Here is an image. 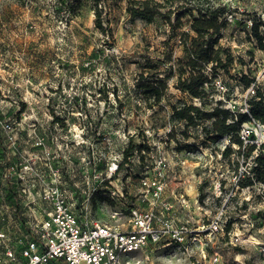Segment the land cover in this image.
Wrapping results in <instances>:
<instances>
[{
    "label": "rangeland",
    "instance_id": "obj_1",
    "mask_svg": "<svg viewBox=\"0 0 264 264\" xmlns=\"http://www.w3.org/2000/svg\"><path fill=\"white\" fill-rule=\"evenodd\" d=\"M216 1L233 11L220 43L229 46L236 59L229 75L217 78L212 95L224 107L241 110L250 95L238 81L241 73L251 79L249 86L264 94V52L247 36L251 20H261L264 30V0ZM126 3L0 0V217L8 214L4 203L15 180L8 169H20L26 163L44 168L42 163L49 162L58 165L66 183L75 182L92 194L96 219L109 220L107 205L118 209L124 200L132 203L147 192L136 175L140 168L134 170L136 174L125 169L118 180L124 198L109 203L103 195L104 170L98 164L126 143L142 145L143 133L152 155L148 159L155 160L148 176L165 182L163 198L176 205L178 200L187 204L177 215L191 227L206 225L218 214L224 220L223 230L204 253L197 247L190 256L157 249L148 253L143 264H210L214 250L217 264H264V186L236 184L256 150L245 158L243 145L240 152L222 156L228 144L237 148L229 137L205 140L203 124L185 129L173 120L171 103H199L174 87V76L167 77L159 104L145 100L135 86L139 73L145 69V75H150L153 67L166 71L182 51L178 36L171 35L160 16L150 23L130 20ZM94 6L100 9L103 29L95 25ZM186 20L182 19L184 24ZM220 79L221 87L217 85ZM5 123L9 129L3 127ZM242 125L243 143L264 141L263 130L253 121ZM35 154L53 158L33 163ZM8 227L12 229L0 223V229Z\"/></svg>",
    "mask_w": 264,
    "mask_h": 264
},
{
    "label": "built area",
    "instance_id": "obj_2",
    "mask_svg": "<svg viewBox=\"0 0 264 264\" xmlns=\"http://www.w3.org/2000/svg\"><path fill=\"white\" fill-rule=\"evenodd\" d=\"M247 90L253 94V85ZM251 121L264 136V126ZM3 127L9 129L10 125ZM241 130H245L243 125ZM147 140L141 135L142 145L126 143L98 164V169L104 170L103 195L109 203L124 198L118 180L125 169L136 174L134 170L140 168L136 175L147 192L132 203L124 200L118 209L107 205L109 220L104 221L93 215L90 192L75 182L66 183L57 164L42 163L53 156L34 155L33 163L38 160L44 168L29 163L20 169L10 167L8 174H15V180L4 203L8 214L1 215L0 223L12 229H0V264H143L148 253L157 249L189 255L197 247L204 253L223 230V217L218 214L206 225L191 227L177 215L187 204L178 200L176 205L163 198L165 182L148 176L155 160L148 159L152 155ZM211 255L210 264H217V251Z\"/></svg>",
    "mask_w": 264,
    "mask_h": 264
},
{
    "label": "trees",
    "instance_id": "obj_3",
    "mask_svg": "<svg viewBox=\"0 0 264 264\" xmlns=\"http://www.w3.org/2000/svg\"><path fill=\"white\" fill-rule=\"evenodd\" d=\"M93 1L96 3L97 0ZM232 12L225 3L216 0H127L126 13L130 20L139 18L150 23L160 16L169 25L171 35L178 36L182 51L175 63L164 72L153 67L154 72L147 77L143 69L135 86L145 100L157 105L165 95L167 77L174 76V87L199 103L193 101L171 103L172 119L182 124L185 129L203 124L205 140L216 141L222 136L229 137V142L237 145V148L232 149L228 144L221 150L222 156L227 157L234 152H240L243 145L245 158L256 150L251 158V164L248 165L249 168L238 175L236 184L238 187H250L254 183L264 186V141L258 144L243 143L239 135L242 123L246 121L255 119L264 126V94L258 88H254V93L245 100L244 108L241 110L224 107L221 100H214L212 95L215 81L219 77L229 75V68L236 59L231 48L220 43L222 31L229 24L227 18ZM93 13L95 25L103 29L100 9L94 6ZM184 17H187L185 24L182 21ZM183 25H186V28L177 32L176 30L181 29ZM262 25L261 20H251L247 36L256 48L264 52V30L260 29ZM238 60L245 64L242 58L238 57ZM144 68H147V65H144ZM238 81L248 88L251 79L241 73ZM217 85L222 86L221 79ZM180 132L187 136L185 130ZM260 213V210L256 212L258 215ZM228 226L225 225V229Z\"/></svg>",
    "mask_w": 264,
    "mask_h": 264
},
{
    "label": "bare ground",
    "instance_id": "obj_4",
    "mask_svg": "<svg viewBox=\"0 0 264 264\" xmlns=\"http://www.w3.org/2000/svg\"><path fill=\"white\" fill-rule=\"evenodd\" d=\"M249 237H250V236H249ZM249 239H250V238H249ZM253 240H254V242H256V243L259 242L258 239H256V238H253ZM254 242H253V243H254ZM256 243H255V244H256Z\"/></svg>",
    "mask_w": 264,
    "mask_h": 264
}]
</instances>
